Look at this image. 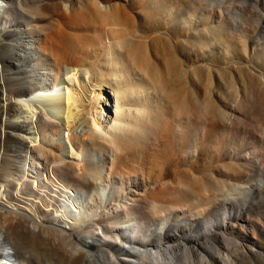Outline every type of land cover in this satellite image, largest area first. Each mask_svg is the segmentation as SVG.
<instances>
[{"label": "bare ground", "instance_id": "bare-ground-1", "mask_svg": "<svg viewBox=\"0 0 264 264\" xmlns=\"http://www.w3.org/2000/svg\"><path fill=\"white\" fill-rule=\"evenodd\" d=\"M161 6L156 12L164 11V5ZM132 9L116 0H0V219L8 223L5 226L9 228H5L9 232L22 227V222L35 226L37 232V227L39 230V225H44L42 216H52L51 221L60 223V229L66 234L80 239L86 264H202L206 261L231 264L227 256L220 259L215 250L199 259L200 263L195 260L199 239L206 237L216 245L220 243L223 227L215 222L177 244L154 242L152 238L174 237L169 223L173 222L172 218L157 225L163 212L176 214L185 209L199 212L197 209L203 204L224 206L230 201L238 206V202L231 198L219 200L213 193L219 181L212 188V182L204 184L200 180L196 168L181 170L176 164L186 154V147L179 144L189 141L185 129L194 130L195 140L205 133L213 140L217 110L208 114L209 123L203 122L196 112L194 105L199 103L203 88L194 75L189 80L195 88L193 98L188 94L187 84L183 91L170 90L169 63L175 64L177 60L166 46L157 51L162 44H155L154 37L136 22L137 15L141 16L145 27L150 28L153 2L145 1L138 9ZM178 24L186 25L180 20ZM110 39V45H106ZM79 47H86L89 52L82 55L78 53ZM162 64L167 67V77L161 70ZM136 71L153 88L150 91L154 97L149 100L145 96L132 109L121 83L126 78L132 79V75L136 77ZM234 81L238 86V90L235 87L236 102L244 101L248 88L264 99V74L255 73L250 78ZM210 95L208 103L216 108V101ZM76 108L80 112L75 115ZM187 119L191 124H183ZM64 130L69 132L67 139L63 137ZM142 135L148 140L173 139L179 146L178 153L173 154L174 148L171 152L168 150L171 155L165 149L163 153L152 152L151 143L143 142ZM10 138L16 145H7ZM83 144L98 146L107 153L104 163L111 162L107 177L121 182L133 178V191L142 189L137 181L145 173L150 179L159 174L153 178L157 182H165L170 172L175 173L172 181L178 178V183L166 182L143 197L130 192L118 198L113 190L103 188L106 180L103 175L108 167H102L101 175H92L97 163L95 159L92 162L85 158L86 153L84 156L80 149ZM138 144L141 156L133 150V145ZM121 154H127L128 158L122 159ZM260 155L242 157V166L260 174L263 165L259 158L264 159V154ZM192 187L208 194L195 198L198 192L197 195L188 193L190 199L186 205L180 197L186 194V189L192 191ZM222 188L228 191L225 185ZM263 189L264 183H258L250 192ZM238 207L240 210L241 206ZM191 216L201 219V214ZM230 217L234 221L231 230L237 234L233 257L247 244L249 254L264 264V219L259 224H243L237 213L225 212L224 219ZM91 221L100 225V234L84 236L75 231ZM206 223V218L201 219L198 226ZM251 229L260 238L250 235ZM104 231L111 236H106ZM11 232L16 235L18 228ZM9 235L0 231V264H23L21 243ZM20 235L19 241L24 240Z\"/></svg>", "mask_w": 264, "mask_h": 264}, {"label": "rangeland", "instance_id": "rangeland-1", "mask_svg": "<svg viewBox=\"0 0 264 264\" xmlns=\"http://www.w3.org/2000/svg\"><path fill=\"white\" fill-rule=\"evenodd\" d=\"M116 1L121 5L127 6V8L138 9L141 3L149 0ZM151 1L154 6V17L149 24L147 23L150 28L148 29L145 27L141 20V16L137 15L138 18L136 22L147 34L154 37L155 44H162L161 47L157 48V51H161L163 46H166L167 49L171 50V52H169L171 56L177 60L175 64L169 63L171 71L169 75L170 90L175 92L183 91L186 89L187 84L188 94L193 98L192 96L195 88L189 83V80L194 75L203 88L199 103H195L194 105L196 112L205 123H209V113H216L217 110L218 115V117L214 116V119L217 121L216 123L211 120V122L214 123L213 130L216 131L213 140L209 139L210 136L208 133L201 135L198 140H195L192 135L193 129L187 128L184 130L189 136V141L179 144L186 147V154L182 156V158H179V162H176V164L179 165L181 170H192L196 168V175L200 180H203L204 184L212 182V188L217 186L216 182L219 181V188L217 186L213 189L216 192L211 188L214 196L216 195L215 197L221 201L230 198L237 199L238 206H241L239 210L238 206L229 201L226 202L224 206L210 204L206 206L203 204L202 208L197 209L199 212L191 211V209L180 210L177 211L176 214H172L171 211L163 212L161 221L157 225L166 223L167 219L172 218L173 222L169 223L171 226L170 231L174 234V237L165 236L156 238L155 236L152 238H154V242H164L170 245L177 244L184 238L194 235V232L196 234L200 230L202 231L203 227H207L215 222V224L217 223L223 227L220 243L216 245L212 239L206 237L199 239V244L197 245L199 249H197V253L194 255L196 262L200 263L199 259L207 256L210 250H215L217 256L220 254V259L227 256L231 264H262L256 257L249 254L250 245L247 244L242 246L236 258L233 257L235 255L234 242L237 240V234H234L231 230V226L234 225L233 219L230 217L225 220L224 214L225 212L228 214L232 212L233 214L237 213L243 224H259L261 220L264 219V189L261 192H250L258 183H264V159L259 158L263 165V171L260 174H254L253 171H249L247 167L242 166L244 161L242 157L249 156V158H253L254 155H259V157H261L260 154H264V99L250 92L249 88L246 92V96H243L244 101L236 102L234 99L236 98L235 92L238 90V86L234 85V80L239 78H250L255 73L264 74V0ZM161 5H164V11L160 12V15L156 10L161 8ZM237 19H240L239 24L236 23ZM179 20L184 21L186 25H179ZM195 36L199 37L196 38ZM109 43H111V39L107 41L106 45H110ZM112 43L114 44V42ZM88 52V48L79 47L78 53H83L82 55H84ZM73 66L76 67L77 64H72V67ZM162 66L161 70H164L163 72L167 77V67L163 64ZM134 74L136 77L132 75V79L126 78V80L121 83V87L127 90L126 97L130 99L127 98V103L132 109H134V107L136 108L138 102L143 98L145 99V96H147L149 100L154 97L152 91H150V89L153 88L148 85L147 81H143L145 79L142 78V75L140 73L139 75L141 76L137 75V71L134 72ZM134 77L136 78L135 80ZM215 84H217L216 87ZM144 86H148L149 90L144 89ZM166 90L168 91V87ZM137 92L138 94H136ZM210 94H212L216 101V108L208 103V101L211 102L212 98ZM133 96H136V100ZM132 100L135 101L133 102ZM72 111L71 117L74 116H72L74 113ZM79 112L80 110L76 108L75 115ZM222 118H227V121L223 122L224 120ZM183 124H191V122L187 119L183 121ZM68 133L67 130H64L62 133L63 137L67 139L69 137ZM199 134L202 133L199 132ZM10 139V141L7 139V145H16L15 143H11L12 138ZM143 139V142L151 143L150 150L152 152L162 151L161 153H163L165 149V151L171 155L170 152L172 148H174L175 151L173 154L176 152L178 153L177 150L179 146L176 145L173 139H170L168 142L165 139L164 141L161 140L160 137L155 140H148L143 136ZM164 142L167 144L166 148L164 147ZM141 145H133V147H135L133 150L137 151V153L134 152L136 155H143L141 153ZM80 149L83 151L84 156L86 153L85 158H90L89 160L92 159V162L94 161L93 159H95L97 163L92 170L93 176L101 175L103 173L102 167H108L106 169L107 172L105 171L103 175L106 178V180H104L105 187L103 188L107 187L110 191L113 190L118 195V198H123L126 196L125 194L130 192L138 193L140 197H143L150 191L161 188V185H165L166 182L168 184L174 183V185L178 183V178L175 179V182L172 181L176 176L175 173L170 172V176L165 182H157L153 179L156 177L158 178L159 174L150 176V179L145 173L143 176H140L137 181L141 184L142 189L133 191V184H131L134 182L133 178L125 179L121 182L120 179L115 181V179L107 177L109 174L108 169L111 166V162L109 164L104 163V158H106L107 153L100 150L98 146H93L92 144H83L80 146ZM120 157L122 159L128 158L127 154H121ZM209 178H211V181ZM72 181L71 179V186L74 184V181ZM224 185L225 189L228 190L227 192L222 188ZM179 186L181 187V185ZM240 186L241 188L239 189ZM103 188L101 189L103 190ZM216 188H218V190L220 189V192L222 190H224V192L222 191L221 194ZM101 189L98 191L102 194ZM191 190L192 191L186 189V194L180 197V200L182 199V202L186 205L188 204L186 202L187 199H190L188 198V193L194 192L195 195H197L196 193L198 192L194 187H192ZM201 193L198 192L195 198H201L200 196L204 197L208 194L206 192H203V194L205 193L204 195ZM223 193H225L226 196H224L225 194ZM130 198H132V195H130ZM197 200L198 199L195 201ZM158 211L161 210L158 209ZM191 214L195 216L201 214V219L206 218L209 224L206 223L198 226L201 219H198L197 216L193 218ZM177 218L179 219L176 221ZM42 219L43 221L41 223H44V225H39V230L37 227V232L35 226L22 222L27 225L22 224L24 227L22 225V227L17 226L19 232H17V236L15 235L16 232H11L17 231V228L12 227L13 229L9 232L8 230L10 229H6L9 227L5 226V224L8 223L0 219V224L2 226L4 224L3 227L0 225V227H2L0 229L4 234L8 236V233H10L11 235L9 236L13 238V240L14 238H18L16 239L18 244L21 243L20 245L24 252L22 263L86 264L87 262L85 263L84 261L86 260V256L84 257L85 253H83L84 251L80 244V239L78 240L76 236H71L69 233L66 234L67 232L60 229V223L57 222L54 224L53 221H51L52 216L43 215ZM2 222L4 223L2 224ZM31 226H33L35 230L34 233L32 231L33 229L31 230ZM41 226H43V229L48 228V230L41 229ZM45 226L48 227L46 228ZM24 228L27 230L24 231ZM53 228L58 229V231ZM99 228L100 225L96 224L95 221H91L88 225L77 227L75 231L77 232L79 230L78 232L82 233V235L84 234V236H94V233L97 235L100 234L98 231ZM4 230H6V232ZM27 231L28 233L31 232L33 235L40 231L42 235L37 234L32 237V234L30 233L29 235ZM250 231L248 232L250 235L257 239L260 238L256 230L251 229ZM18 234H21L24 240L19 241ZM105 235L111 236L108 232H105ZM81 252L83 253L82 255L80 254ZM119 257L121 258L122 256ZM202 264H215V262L206 261Z\"/></svg>", "mask_w": 264, "mask_h": 264}]
</instances>
